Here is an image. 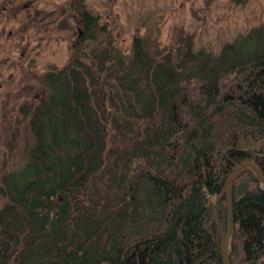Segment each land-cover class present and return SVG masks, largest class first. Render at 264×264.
Instances as JSON below:
<instances>
[{
	"label": "trees",
	"instance_id": "1",
	"mask_svg": "<svg viewBox=\"0 0 264 264\" xmlns=\"http://www.w3.org/2000/svg\"><path fill=\"white\" fill-rule=\"evenodd\" d=\"M85 3L71 62L20 108L33 143L0 176V264H223L227 176L245 162L264 173V26L218 55L191 35L165 54L140 34L129 55L113 38L87 51L107 28ZM232 196L230 262L264 264L252 170Z\"/></svg>",
	"mask_w": 264,
	"mask_h": 264
},
{
	"label": "rangeland",
	"instance_id": "2",
	"mask_svg": "<svg viewBox=\"0 0 264 264\" xmlns=\"http://www.w3.org/2000/svg\"><path fill=\"white\" fill-rule=\"evenodd\" d=\"M107 32L83 46L113 38L125 55L140 34L153 52L174 50L191 35L195 49L218 55L227 43L264 26V0H86ZM76 0H0V176L22 167L33 143L23 104L42 102V78L67 66L83 41ZM157 54V53H156ZM163 54V55H164ZM7 202L0 198V208Z\"/></svg>",
	"mask_w": 264,
	"mask_h": 264
},
{
	"label": "water",
	"instance_id": "3",
	"mask_svg": "<svg viewBox=\"0 0 264 264\" xmlns=\"http://www.w3.org/2000/svg\"><path fill=\"white\" fill-rule=\"evenodd\" d=\"M252 170L257 177L258 181L263 185L264 187V173L261 171V169L252 162H245L242 164L237 165L227 176L225 185H224V191L225 196L227 200V231L226 234L221 240V258L223 264H231L230 262V256H229V244L231 242V239L233 238L234 231H235V219H234V211H233V185L234 181L237 177V175L243 171V170Z\"/></svg>",
	"mask_w": 264,
	"mask_h": 264
}]
</instances>
